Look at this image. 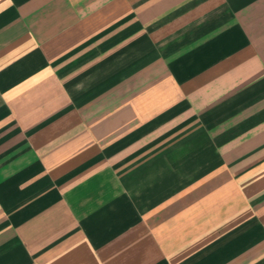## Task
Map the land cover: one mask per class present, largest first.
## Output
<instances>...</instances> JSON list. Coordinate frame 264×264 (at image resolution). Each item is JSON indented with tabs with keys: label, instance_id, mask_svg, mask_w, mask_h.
Wrapping results in <instances>:
<instances>
[{
	"label": "crops",
	"instance_id": "1",
	"mask_svg": "<svg viewBox=\"0 0 264 264\" xmlns=\"http://www.w3.org/2000/svg\"><path fill=\"white\" fill-rule=\"evenodd\" d=\"M0 264H264V0H0Z\"/></svg>",
	"mask_w": 264,
	"mask_h": 264
}]
</instances>
